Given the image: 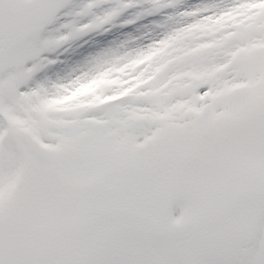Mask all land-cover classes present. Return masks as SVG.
<instances>
[{"label":"snow or ice","instance_id":"1","mask_svg":"<svg viewBox=\"0 0 264 264\" xmlns=\"http://www.w3.org/2000/svg\"><path fill=\"white\" fill-rule=\"evenodd\" d=\"M181 3L0 0V264H264V94L253 101L246 86L264 66V0L174 11L163 35L143 47L100 52L62 82L34 79L54 62L42 53L128 9H141L139 18ZM240 12L248 19L227 20H242ZM61 17L71 18L53 27ZM220 18L218 31H194L173 45L178 51L145 60L121 77L125 83L101 90L103 102L49 113L38 140L14 128L11 117L40 119L30 110L40 101ZM197 45L211 46L171 59ZM253 45L261 47L238 51ZM146 65L145 82L133 88ZM198 70L213 74L161 88ZM168 112V120L153 116Z\"/></svg>","mask_w":264,"mask_h":264},{"label":"rangeland","instance_id":"2","mask_svg":"<svg viewBox=\"0 0 264 264\" xmlns=\"http://www.w3.org/2000/svg\"><path fill=\"white\" fill-rule=\"evenodd\" d=\"M73 4H79L82 2V0H72ZM200 2H208V0H182V3L179 5V7L175 10L173 9H165L162 10L160 13L150 14V15H142L139 18L136 17L137 11H141L139 8H131L126 11H124L120 16H118L114 21H112L109 24L104 25L100 29H94L90 31H86L80 36L76 37L75 39L68 40L61 44L58 48H56L54 51L51 52H44L42 53V56L45 57L47 60L54 61L51 64H45V67L37 72L35 74L34 79L39 80H48L52 82H62L65 79H70L72 76L76 75L78 72L85 69L87 66V62L91 60V56L95 54L98 50L103 48H108L109 46H115L119 47L121 44L124 45L123 48H121L122 51L128 50L129 47H143L148 42L157 39L159 37L150 36V34H144L143 32L136 33V35H132L127 37L123 40H117L113 43H107L103 45H98L99 43H102L101 40L105 37H99L100 34H103L104 32H107L110 27L115 25V30L118 33L124 32L125 35L129 31L128 29L134 30L135 32H138L141 27H145L148 24L152 23L153 21L163 20L166 18L167 13L166 12H174L179 10H186L185 7L187 6L190 9L196 7L200 4ZM197 3V4H196ZM245 13H237L236 15L241 16L242 20H236L235 17L229 16L227 17V20L232 21L235 24H240L243 22V20L248 19V17L245 15ZM256 15V14H253ZM71 17H61L60 21L57 22L55 26H58L59 23L64 22L66 19H70ZM126 20H132V23H124ZM81 23L85 22V20H81ZM210 24L203 25H195L192 28L188 29L186 32H184V36L187 38H190L194 31L199 32L200 34L205 33H213L218 31L221 27L224 26L225 20L224 18H220L218 20H213L209 22ZM168 24H164L162 26H156L154 31L163 32L166 31ZM124 27L125 31L121 30V28ZM66 29H61V33L65 32ZM153 31V32H154ZM163 35V34H162ZM181 35V33L179 34ZM126 37V36H125ZM124 37V38H125ZM176 38H180L178 36H175ZM137 38V40H136ZM122 41V42H121ZM164 41L160 47L152 49L150 52L129 60L128 62L121 64L119 67H116L115 65L105 68L103 71L98 72L95 76H93L91 79L87 80V82L80 84L77 88L73 89L68 95H61L58 98L55 99H49V100H43L40 101L38 105L32 106L31 111L35 112L39 116V120H32L31 118L28 120H19L15 117H11V122L14 126V128L24 133L25 135L30 136L33 140H38V137L36 136V130L37 126H42L48 123L47 116L49 113L54 112H69L73 111L79 108H82L88 104L94 105L96 103H101L100 99V91L104 88L110 87L113 84L112 77L118 76H126L129 73L127 70L129 68H132L130 71H134L138 64L143 63L145 58H152L157 53H164V56L170 55L171 52H174L175 50H170L171 47H169ZM211 45H197L193 48L192 51L189 52H183L180 51L179 56H173L171 59H182L184 56L194 54L198 52L202 47H208ZM169 47V48H168ZM257 45H253L247 48L239 49V52H245V53H252L255 51ZM96 49V50H95ZM95 50V51H94ZM93 51V52H91ZM178 51V50H176ZM155 54L154 56L148 57L149 55ZM90 55V56H89ZM235 55V54H234ZM85 56H89L87 59H85ZM85 59V60H84ZM149 61V60H148ZM169 61V62H168ZM170 63V60H164L163 63H160L156 65L155 67L151 68L152 76L148 77V79H152L155 77L159 72H161L166 65L165 64ZM127 68V70H126ZM148 67L146 65V68L144 70H141L140 73L137 74V77L134 79H139L140 76L143 75V72L147 70ZM68 70V71H67ZM67 71V73H66ZM255 71L253 70L249 74V79L247 81V87L250 90V95L253 101L260 95L264 94V66H262L258 71L260 72V75H255ZM213 73L209 70H198V71H189L185 73H178L172 77L169 78V81H167L164 85H161V88L167 87L169 83H172L173 81H179L183 76H189L192 79H200L205 76H211ZM142 83H136L132 87H137ZM182 85L176 84L174 87H180ZM131 89H125V91H130ZM172 89H170L171 91ZM156 93L160 92V89L155 90ZM231 92V89L224 90L223 94H228ZM104 99H108L105 97ZM183 107L177 106L175 108V111H179L180 108ZM187 110V109H186ZM154 118L161 119V120H168L171 117V112L160 114V113H154ZM179 214V208H174L173 215Z\"/></svg>","mask_w":264,"mask_h":264},{"label":"bare ground","instance_id":"3","mask_svg":"<svg viewBox=\"0 0 264 264\" xmlns=\"http://www.w3.org/2000/svg\"><path fill=\"white\" fill-rule=\"evenodd\" d=\"M202 3H204V2H200V4H202ZM197 4V3H196ZM185 9L186 10H189V8L186 6L185 7ZM180 11V10H179ZM173 12V11H172ZM172 12H166L167 13V15L168 14H170V13H172ZM240 13H244V12H240ZM243 16H245L244 14H242ZM167 17V16H166ZM165 21H166V18H164L163 20H158V21H153L152 23H150V24H148L147 26H145V27H141V29H139V31L138 32H135L134 30H131V29H128L129 31L126 33V35H125V33L124 32H122V33H118L117 34V29L115 30V25H113L112 27H110L109 29H108V31L107 32H104L103 34H100V36L99 37H105L106 35H108V36H106L105 38H103L102 40H101V42L102 43H99L98 45H103V44H107V43H113V42H115V41H117V40H123V39H126L127 37H129V36H132V35H136V33L138 34V33H140V32H143L145 35L146 34H150V36H154V37H160L162 34H163V32L161 31V32H159V30L158 31H154V29H155V27L156 26H162V25H164V24H166L165 23ZM206 24H210L209 22H205V23H202V24H198V25H203V26H205ZM121 30H123V31H125V28L124 27H122L121 28ZM154 31V32H153ZM184 34L185 33H181V35H179V34H177V36L178 37H180V38H176V37H171L168 41H166V43L168 44V45H170L169 47H171L170 48V50H179L178 48H175V47H173V45L174 44H176L177 43V41H184L185 39H186V37H183L184 36ZM126 36V37H125ZM125 37V38H124ZM136 40H137V38H136ZM122 42V41H121ZM142 47V46H141ZM168 47V48H169ZM116 48H118V47H115V46H109L108 48H103V49H100V50H98L95 54H93L91 57H94V56H96L98 53H100V52H103V51H105V50H107V49H116ZM134 48H136V47H134ZM128 49H131V47H129ZM96 50V49H95ZM94 50V51H95ZM193 50V48H187L186 50H183V52H189V51H192ZM120 51H122L121 50V48H120ZM91 52H93V51H91ZM150 52V51H149ZM155 54H152V55H149L148 57H151V56H154ZM90 56V55H89ZM89 56H85L86 58L85 59H87ZM155 56H161V57H163L164 56V53H157ZM84 59V60H85ZM151 59L152 58H145L143 61H145V60H149V61H151ZM128 62V61H127ZM169 62V61H168ZM166 66L168 65L167 63L165 64ZM147 67H150V65H147ZM152 68V67H151ZM132 68H129V70H127V68H126V70H127V72L129 73V72H131L130 70H131ZM68 71V70H67ZM67 71H66V73H67ZM112 79V82H113V84H116V83H118V86L120 85V84H122V83H125L126 81H123L122 79H120V77H118V76H115V77H112L111 78ZM137 81V83H142V82H145L144 80H136ZM88 105H90V104H88Z\"/></svg>","mask_w":264,"mask_h":264}]
</instances>
